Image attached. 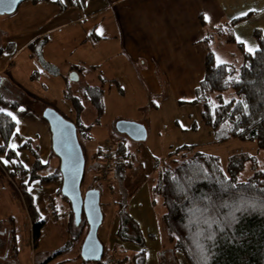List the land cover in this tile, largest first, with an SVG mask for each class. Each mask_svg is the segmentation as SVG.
<instances>
[{"label":"crops","instance_id":"obj_1","mask_svg":"<svg viewBox=\"0 0 264 264\" xmlns=\"http://www.w3.org/2000/svg\"><path fill=\"white\" fill-rule=\"evenodd\" d=\"M32 1L41 10L46 8L44 5H38L40 1ZM50 7L53 16L56 15L57 7L51 5ZM61 12L63 11L58 10V15L62 14ZM65 12L67 20L36 31H33V26H21L18 31L16 27L6 25L5 42L0 44V75L15 69L16 61L25 53L27 56L25 61L35 60L40 63L41 79L49 73L48 68L56 67V64L60 65L59 71L61 68L66 70L69 66L70 71H75L78 75L86 69V66L94 68L96 76L102 80V83L96 87L103 89L105 111L100 120H95L94 125L92 124L90 138L92 131L98 133L101 138L107 137L108 130L105 128L107 125L102 122L106 117V111L109 108L114 110V101L122 108L121 112L124 114L121 116L126 118L124 120L139 122L146 128L155 123L166 127L168 110L164 108L170 99L175 104V110L177 102H196L197 88L206 73L207 55L212 53L217 60L213 33L215 30L218 29L220 32L227 29L233 30L227 41L239 44L242 51L241 57L243 55L246 57V54L250 53L246 50L243 29H247L249 35L252 32L255 34L258 30L264 36V0H67ZM241 17L246 18L238 22L234 21ZM65 28H67V34L63 31ZM23 35L25 38L28 36L22 39ZM5 48H12V51L3 56ZM219 63L231 64L227 61ZM20 68H22L21 65L14 70L13 81H10L16 91L11 90L12 94L9 95L7 93L9 88L3 84L0 86V95L3 98L23 101L28 105L21 98L25 95L24 90L29 92V89L24 79H21ZM39 72L36 71V74L39 75ZM49 75L50 78L62 80L61 75H53L52 72ZM29 76L31 79V76L35 74ZM35 80L38 82L37 78ZM107 82L113 84V88L110 87L108 93H106L107 88L104 87ZM78 88L75 94H79L80 87ZM13 94L20 97L12 96ZM62 94L65 98L66 93L62 92ZM157 99L161 101L157 102ZM68 101L72 104L70 100ZM0 109H3L0 112H11L16 117V135L12 142L16 139L17 147L30 142L20 151V160L26 168H39L37 173L29 172L24 176L14 169L15 174L19 173L18 175L23 179L21 183H26L28 190L33 194L35 190L39 191L41 186L58 182L55 180L43 184L39 179H31L32 175L37 174L41 177L52 173L48 172V169L50 163L55 160L54 156H57L54 154L50 124L43 120L33 108L28 109L26 105L10 110L0 103ZM116 109L118 111V108ZM95 125L96 129H94ZM177 150L170 152L178 153ZM113 151L119 153L122 156V162L126 161L128 164L126 169L120 172L121 179L114 177L117 170L115 169L107 182L99 181L102 185L101 206L104 214L99 238L104 245V255L117 256L121 264H134L135 256L141 253L145 255L143 264H162L164 255L169 257V264H189L187 258L176 248V241L173 240L167 227L163 198L155 191L157 182L151 185L150 190H148L149 185L147 188L144 185L142 188L128 186L126 170L134 163L129 161L132 154L122 141H116ZM94 153L96 155L99 153L97 156L100 157V145L96 146ZM172 161H175V158ZM54 165L56 166V162ZM164 165L165 160L162 161L163 168ZM15 166L16 163H14ZM53 168L55 171L57 166ZM88 175L87 182L93 183L95 176L92 175V171H89ZM12 187L18 194L20 191L22 196L20 187L18 190L15 185ZM144 187L147 200L141 203ZM53 188L59 200L45 193L44 201L53 210L57 220L60 215L57 205L59 204L62 208V216L65 217L66 224L64 234L69 243L71 205L58 192L60 186ZM154 208L157 216L153 211ZM123 210L130 215L138 227L142 242L125 240L121 237L120 214ZM41 221H43L42 215ZM32 224L31 221V229ZM126 228L128 235L132 237L137 235L133 224H128ZM163 229H166L167 243L159 242L161 238L158 234L159 231L162 234ZM0 235L5 236L6 233L0 232ZM82 241L83 238L69 249L57 255L54 254L42 263L34 264H98L97 261H87L82 257ZM34 243L37 242L34 241ZM69 252H72L74 256H69L67 254ZM60 254L63 258L55 259ZM19 255L20 253L17 252L18 264H20Z\"/></svg>","mask_w":264,"mask_h":264},{"label":"trees","instance_id":"obj_2","mask_svg":"<svg viewBox=\"0 0 264 264\" xmlns=\"http://www.w3.org/2000/svg\"><path fill=\"white\" fill-rule=\"evenodd\" d=\"M255 37L259 46L255 52L246 54V61L238 75H235L231 64L217 62L212 53L207 55L205 77L197 88L195 101L203 103L202 118L212 128L215 142L230 139L254 140L258 148L264 150V36L257 30ZM228 90H233L234 94L227 100L223 93ZM214 92H218L220 97L217 105L206 101V97ZM67 98L78 113L83 112L85 101L90 102L96 111V121L104 114L105 102L103 89L100 87L86 84L80 87L79 94L67 95ZM0 103L10 110L25 105L31 109L23 101L3 98L1 95ZM47 108L49 107L45 106L43 112L34 111L48 122L44 116ZM75 124L79 137L82 135L90 138L92 125L80 121ZM15 135V120L8 113L0 112V157L15 162L14 169L23 176L29 172L37 173L38 167L26 168L19 158L20 151L30 142L13 147L11 143ZM54 154L56 155L55 151ZM252 160L255 167L256 161L249 155L232 156L226 172L219 158L198 153L191 159L181 161L171 168L164 167L160 171L155 191L163 198L164 218L173 240L176 241V248L187 258L189 264H264V169H256L248 179L240 180L245 164ZM127 164L126 161L117 163L114 177L121 179L120 172L126 169ZM86 170L87 167L82 190L86 192L98 189L101 192L102 185L97 176L94 177V183H85ZM31 179H39L43 184L62 180L60 165L48 175L39 177L36 174ZM62 183L58 191L71 205L69 197L62 191ZM19 187L33 222L36 242L44 222L41 221L34 196L26 183ZM120 218L121 237L142 242L138 227L125 210L121 212ZM128 224L136 227V236L127 234ZM68 230L71 240L55 255L69 249L81 238L83 244L89 231L84 211L81 213L80 223H77L71 206ZM14 231L12 229L11 249L16 256L18 247ZM144 260L143 253L137 254L133 263L143 264Z\"/></svg>","mask_w":264,"mask_h":264},{"label":"rangeland","instance_id":"obj_3","mask_svg":"<svg viewBox=\"0 0 264 264\" xmlns=\"http://www.w3.org/2000/svg\"><path fill=\"white\" fill-rule=\"evenodd\" d=\"M38 5H44L46 8L41 10L35 4H33L32 0H26L25 2L21 3L14 13L0 14V44L5 42L6 32L4 31H6L5 28L7 26L16 27L19 31L21 26L24 27L28 25L33 26V31H36L67 20V13L65 12L67 0H45L40 1ZM50 5L52 7H57V9L54 8L57 10V14L54 16L52 14V10H50ZM58 10L63 11L61 12L62 14L58 15ZM31 16L33 17L31 18ZM63 31H65L67 34V28H65ZM213 33L214 39L216 41L215 48L217 49L216 61L230 62L235 69V75H238L246 60L244 59V55L241 57L242 51L239 48V44L227 41V39L229 40L230 36L232 35L233 30L227 29L223 32H220L217 29ZM242 34L246 43L247 51L250 47L254 49L258 48L259 45L253 32L249 35L248 30L243 29ZM23 36L22 39L27 38V36L26 38ZM11 51L12 48H5L3 56ZM25 58H27L26 53L16 61L15 67L18 68L20 65L22 67L20 68L21 79H24L23 81H25L29 92L24 90L25 95L21 96V98L24 99L31 108L37 112H43L44 107L48 106L61 112V114L73 122L80 121L81 123L87 125H94L96 120V111L93 105L84 102L83 112L78 113L67 98V95L76 93L79 89L78 87H81L86 83L94 86L100 85L102 83V80H99V78L96 76V71L94 68L86 66V69L79 74V78L77 80H72L71 73L73 71H70V67L68 66L66 70L61 68V71H59L60 65L58 66L56 64V67H49V73L45 74L41 79L42 73L39 72L41 69L40 63L35 60L30 61L28 59V61H25ZM20 59L22 60L20 61ZM16 68L0 75V86L3 84L7 86L9 88L7 91L9 95L12 94L10 92L11 90L16 91V89L11 86L12 82H10L13 81L12 75L14 74V70H16ZM36 71H38L40 74L37 75ZM50 72H52L53 75H61L62 80L55 79L54 77L50 78ZM30 74H35V76H31L30 79ZM36 78L38 82L35 80ZM109 83L107 82V85L104 86L107 88L106 93H108V89L110 87L113 88V84L110 83V85ZM62 92L66 93V99L63 97L64 94H62ZM233 94V90H228L223 93V97L224 99L228 100L233 97ZM12 96L20 97L17 94H13ZM160 101V99H157V102ZM206 101L212 105H217L220 102L218 92L210 93L209 96L206 97ZM176 104L177 111L175 110V104L172 103L171 99L164 108L168 110V120L166 122V127H162L157 123L153 124V126L147 125L148 137L145 140L136 141L130 138L127 134L121 133L117 130V122L126 118L121 116L124 114L121 112L122 108L119 107L120 105H118L116 101H114V110L109 108L106 111V117H104L102 122L107 125L105 127L108 130L107 137L101 138L98 133H93V131L91 135L92 137L87 139L88 141L85 140L82 135L79 137V140L83 146L87 163L85 183H88L87 178L89 176V171H92V175L97 176L99 181H108L100 179V174H102V170H100L102 161L101 157L94 153L96 146L101 145V143L105 142L107 139L111 141L113 146L115 145L116 141L124 142L132 154V158L130 156L129 161L134 163L126 170V172L128 177L127 184L133 188L135 186H140L142 188L143 185L147 188L149 185L148 190H150L151 185H154V183L156 184L159 173L163 169L162 161L165 160V168H171L181 161L195 157L198 155V153L214 155L219 158L222 167L226 172H228V163L232 156L249 155L251 158H254L256 161V166L254 167L255 163L253 160L248 161L245 164V170L240 175V180L242 181L248 179L254 173V170L264 169V150H260L258 148L256 141L230 139L225 142H215L212 128L202 118L203 103L177 102ZM116 108H118V111H116ZM171 108L172 110H170ZM115 114L116 116H114ZM94 129H96V125ZM15 141L12 142V146L15 145V147H17L18 144H16ZM143 146H147L148 148ZM178 148H181L178 153L170 152L175 151ZM54 158L55 160L54 162L50 163L48 172H53V167L57 166L58 168L60 165V159L55 156ZM171 158L172 160L175 158V161H172ZM0 161L2 162H0V232L6 233L5 236L0 235V264H18L16 259L17 255L15 256L11 249L12 229L15 230L14 233L17 235V247L18 253H20L18 259L19 263H42L45 261V259L52 257L58 250L68 243V240L65 238L64 234V227H66V224L64 220L65 217L62 216V208L59 206V204L57 205V210L60 212L59 220H57L53 210L46 205L47 203L44 201L43 197L45 193H49L51 194V197L58 201L59 199L55 196L53 187L61 186L62 180H58V182L51 183L48 186H41L42 188H40L39 191L35 190L33 192V195L35 196V203L37 202L39 204H36V206L38 205V210L42 215V220L45 222L41 228L40 235L37 238V243L35 244L31 229L32 219L27 209L26 202L23 198V195L21 196L20 191L18 194L12 187L15 185L18 190L19 185L22 184L21 182H23V179L18 175L19 173H12L15 172V162H10L4 157H0ZM5 161L8 162L5 163ZM55 162L56 166L54 165ZM146 196L147 193L145 194L144 187L141 196V203L147 200ZM153 211L157 216V211L155 208ZM163 228H165L164 225ZM158 235L159 238H161L159 239V242H168L166 229H163L162 234L159 231ZM7 254L9 256H7ZM67 254L69 256H74L72 252ZM61 256L62 255L60 254L55 259H62L63 257ZM169 263V257L164 255V261H162V264Z\"/></svg>","mask_w":264,"mask_h":264},{"label":"water","instance_id":"obj_4","mask_svg":"<svg viewBox=\"0 0 264 264\" xmlns=\"http://www.w3.org/2000/svg\"><path fill=\"white\" fill-rule=\"evenodd\" d=\"M24 1L19 0L16 3L12 0H0V14L14 13ZM78 78V73L73 71L71 79L77 80ZM44 116L51 127L53 149L60 159L62 191L71 201L77 223H80L83 211L89 222V231L82 244L81 255L87 261L98 262L104 255V245L99 238V229L104 219L101 192L98 189L86 192L82 190L86 158L79 140L77 126L75 122L67 119L54 108H47ZM116 127L119 132L137 141L147 137V128L136 121L119 120Z\"/></svg>","mask_w":264,"mask_h":264},{"label":"built area","instance_id":"obj_5","mask_svg":"<svg viewBox=\"0 0 264 264\" xmlns=\"http://www.w3.org/2000/svg\"><path fill=\"white\" fill-rule=\"evenodd\" d=\"M100 157L102 164L100 170V179L108 180L111 173L115 170L116 164L122 162V156L119 153L113 151V145L111 141L106 140L100 145ZM98 264H121L120 259L115 255H103L102 259L98 261Z\"/></svg>","mask_w":264,"mask_h":264},{"label":"snow or ice","instance_id":"obj_6","mask_svg":"<svg viewBox=\"0 0 264 264\" xmlns=\"http://www.w3.org/2000/svg\"><path fill=\"white\" fill-rule=\"evenodd\" d=\"M12 2H16V3H18L19 2V0H12ZM242 15H247L246 13H242ZM248 51L250 52V53H252L253 51H255V49L254 48H248ZM0 111H3V109H0ZM10 116H12V118L15 120L16 119V117L15 116H13L12 115V113L11 112H9L8 113ZM13 147H15V145H13ZM8 161H5V163H7Z\"/></svg>","mask_w":264,"mask_h":264}]
</instances>
